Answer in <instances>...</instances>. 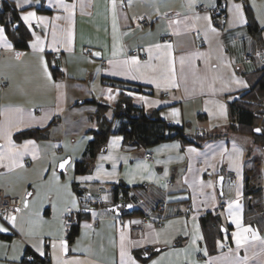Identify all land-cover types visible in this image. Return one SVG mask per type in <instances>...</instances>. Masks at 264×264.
Returning <instances> with one entry per match:
<instances>
[{"label": "crops", "instance_id": "crops-1", "mask_svg": "<svg viewBox=\"0 0 264 264\" xmlns=\"http://www.w3.org/2000/svg\"><path fill=\"white\" fill-rule=\"evenodd\" d=\"M10 1L19 9L20 17L31 11L37 16L47 17V21L33 20L31 27L24 22L31 33L27 49L15 48L6 34L12 48H6L0 41V145L7 144L4 135L8 121L14 123L19 115L10 110L16 108L23 110L24 123L11 129L12 141L17 145L26 140L35 141L20 160L23 168L11 166L7 159L3 161L0 189L7 196L22 197L25 189L33 190L30 184L36 183V175L50 168L54 160L69 155L73 164L67 177H97L84 183L75 181L76 187L74 183L72 185V191L82 206L85 197L95 200L87 207L97 215L93 217L86 213L80 220V225L87 222L92 225L91 229L79 226L70 241L65 234L69 252L62 258H79L85 264H109L113 255L118 253L119 231L128 225L125 231L133 242L128 247L139 264H152L153 260L159 264H191L192 261L196 264H264V226L259 229L244 222L243 180L240 182L239 214L245 226L251 225L257 231L259 239L253 240L248 234V243L237 249L232 238L236 227L228 214L229 203L237 199V172L229 154L235 158L234 143L242 150L239 162L243 177V168L247 164L246 150L251 146V138L237 131L231 122L228 105L236 92L252 85L255 80L252 73L264 55V46L256 45L253 49L244 4L248 2L251 5L255 20L263 26L264 0H196L194 8L189 6V0H115V13L112 0H63L64 4L75 5L71 21L69 12L60 6V0ZM200 5L204 8H199ZM235 5L242 6L240 14L246 23L239 22ZM216 7H222L224 14H215ZM142 14L151 20L143 29L134 23V19ZM196 15H210L217 32L208 31L206 22L196 20ZM0 27L3 26L0 24ZM69 30L72 32L70 45ZM197 30L203 34L202 45L194 43L193 32ZM33 32L41 37L42 52L31 47L35 39ZM262 37L264 44V32ZM164 43L173 46L175 87L170 85L171 71L168 72V80L160 78L161 61L155 58L158 53L153 46ZM85 46L89 47V54L83 51ZM149 49L152 50L151 61ZM132 50H137V53L133 54ZM97 52L99 56L93 55ZM17 53L22 54L19 59ZM199 53L203 55H197ZM250 54L256 55L257 61L249 58ZM181 56L185 57L183 64L180 63ZM40 57L48 64L51 83L44 77ZM131 57L138 58L139 66L124 63ZM149 62L157 66L156 72L144 67ZM229 64L231 67L226 66ZM52 66L58 69L56 77L51 72ZM233 73L236 79L245 81L247 87L234 83ZM152 78L160 84L159 88L156 83L149 82ZM108 79L122 81L123 84H139L150 92L121 90L110 85ZM53 84H62L63 87L55 88ZM109 89L114 99H109ZM121 91L130 95L132 101L147 113L157 111L168 123L180 125L186 134L205 132L202 145L173 138L149 147L128 146L122 142L121 134L111 133L105 148L93 158L89 171L76 174L74 161L82 155L89 138L88 130L93 126L88 115L96 109L94 103L84 101L97 99L112 106ZM219 104L225 105L226 116L220 115ZM174 110L179 115L174 116ZM28 112L33 119H29ZM107 113L108 116L112 114L110 109ZM31 127H45L47 133L39 138L14 137L18 131ZM114 139L118 143L109 147ZM225 148L228 151L221 157L220 152ZM145 153L151 156L146 158ZM101 156L106 159H101ZM48 173L50 179L51 170L45 173L46 176ZM57 173L61 175V182L67 179L63 170L57 169ZM219 177H223L222 182ZM209 181L213 184L211 188L207 186ZM121 188L128 190L123 198L119 197ZM45 191L42 187V198L35 200L29 209L6 214L17 216L15 226L5 219L6 215L0 218V226L7 229L0 232L13 233L9 240L0 238V264H37L23 258L26 248L41 256L33 247L37 239L24 236L21 229L27 231L28 214L36 211L51 222L44 225L43 231L58 228ZM117 203L121 205L115 212L112 206ZM126 203H130L138 213L131 214L125 208ZM208 212L218 216L221 229H227L212 243L205 237L200 222V217ZM141 215L147 216V220L143 222ZM134 220L141 223L130 224ZM155 220H160L161 224L156 225ZM149 224L152 228L148 227ZM137 225H141L140 231L134 230ZM197 229L203 239L197 240L193 246L191 241ZM85 231L86 236L82 235ZM154 232L161 233V241L167 239L170 243H153ZM143 247L155 250L144 261L133 254L134 249ZM73 248L80 250L73 252ZM196 248L199 250H194ZM43 251L47 260L44 264H55L47 238ZM56 254L61 255L58 250Z\"/></svg>", "mask_w": 264, "mask_h": 264}, {"label": "trees", "instance_id": "trees-1", "mask_svg": "<svg viewBox=\"0 0 264 264\" xmlns=\"http://www.w3.org/2000/svg\"><path fill=\"white\" fill-rule=\"evenodd\" d=\"M247 17V29L253 40V49L257 46L263 48L264 25L260 26L254 18L251 5L244 4ZM223 15L224 10L219 7V13ZM216 16V15H215ZM0 24L5 28V34L17 49H27L31 33L27 25L21 19L19 9L10 0H1ZM249 58L257 61L254 54L248 55ZM261 64H257V69L252 76L255 77L252 85L234 94L229 102L228 113L232 123L237 131L246 134L251 138V146L255 147L251 158H249L250 147L246 150L247 164L243 168V201L244 222L250 223L259 229L264 226V198H263V178H264V133H255L254 128L264 129V55L261 57ZM53 76H57L58 69L51 67ZM108 83L122 89L150 92L139 84L131 85L115 79H108ZM84 102H91L96 105L94 112L90 113L89 119L93 126L89 128V138L85 144L82 155L74 161V172L83 174L89 171L93 158L96 153L104 149L108 136L111 133H119L122 136V142L128 146L149 147L159 142L178 138L184 143H194L202 145V137L198 134H186L183 128L175 123H168L161 118L157 111L147 113L142 106L134 103L130 95L121 91L118 100L110 106L104 101L90 99ZM111 110V116L107 111ZM46 128H26L15 133L16 139L39 138L46 135ZM204 136V135H203ZM76 187V182H73ZM128 192L121 188L122 198ZM162 205V204H161ZM131 214L138 213L137 209H131ZM86 216V213L79 214L80 220ZM2 219V218H1ZM200 222L205 237L212 243L217 237H221L223 232L217 215L208 212L200 217ZM77 225L71 228L67 234V239L72 240L78 232ZM13 233L0 232V238L9 240ZM176 243H178L176 241ZM209 243V244H210ZM154 248L143 247L133 250V254L143 261L154 254ZM147 253V256H145ZM30 256L31 258H28ZM24 260L29 263L44 264L47 262L45 256H39L36 253L25 249Z\"/></svg>", "mask_w": 264, "mask_h": 264}, {"label": "snow or ice", "instance_id": "snow-or-ice-1", "mask_svg": "<svg viewBox=\"0 0 264 264\" xmlns=\"http://www.w3.org/2000/svg\"><path fill=\"white\" fill-rule=\"evenodd\" d=\"M196 0H189V6L193 7L195 6ZM19 6V5H18ZM60 6L67 12H69L68 19L71 21L72 19V10L75 8V5H68L64 4L63 0H60ZM235 10L237 14V18L241 24L246 23V20L244 17L240 14L241 5H235ZM112 9L113 13H115V0H112ZM179 15V14H177ZM61 17H56V19H60ZM21 19L25 23H29V27H31L30 22L33 20L38 21H47V17L37 16L35 12H27L25 15L21 17ZM114 19V28H115V16ZM143 19V17H141ZM196 20L203 19L206 22L207 30L216 33L217 29L213 26L212 18L210 15H204L201 17L200 15L195 16ZM172 23H179V21H172ZM34 36V41L31 44V47L34 50L43 51L42 46V40L39 35H36L35 32L32 33ZM53 37L55 38V32H53ZM72 40V32L69 30L68 32V43L71 44ZM0 41L4 42V46L8 49L12 48V44L7 42V37L5 36V28L0 27ZM157 50V56L156 59L161 61V64L159 66L160 73H161V79L168 80V72L171 71L172 73V79L170 81V85L175 87V72H174V58L172 55V44L170 43H164V44H156L153 46ZM151 49H149V60L152 59ZM17 59H19L21 53H17ZM95 56H99L100 53H93ZM197 55H203L202 53H199ZM185 60V57H180V63L183 64ZM40 67L43 70L44 77L47 81L50 83L52 82V76L48 72V64L44 60L43 57H40ZM125 64H131V65H137L139 66L140 62L137 57H131L130 60L125 61ZM227 67H231V65H226ZM144 67L151 70L152 72L157 71V66L151 64L150 62L147 63ZM136 77H133L135 79ZM233 82L237 85H243L247 87L245 81L236 79L235 73L232 74ZM151 83H156L157 87H160V84L157 82L155 78L150 79ZM55 88H61L63 87L62 84H53ZM111 93V89H109V94ZM115 97L111 94L109 95V99H114ZM218 108L220 110V115L226 116V109L224 104H219ZM14 113H18L19 115L16 117L15 122L13 123L12 120L8 121V129L5 132L4 138L7 141L6 146L0 145V167L4 166L3 161L5 159L10 161L11 166L13 167H20L23 168V163H20V160L22 159L24 153L29 150V146H34L35 141L34 140H26L23 144L17 145L12 141L11 138V129L13 127H18L20 124L24 123V113L22 109L16 108L10 110ZM174 116L179 115L178 111L173 112ZM27 116L29 119H33L31 112L27 113ZM47 118V116L45 117ZM179 122V121H177ZM256 133H264V129L256 128L254 129ZM118 143V140L114 139L110 142L109 147H113ZM178 147V145H177ZM189 151H195V149H189ZM227 149H222L220 152L221 157L227 153ZM233 154H235V158L233 159V155L229 154V160L231 161L232 166L234 167L235 171L237 172V199L235 201H232L228 205V214L231 218V223L235 225L236 231L232 233V238L235 240L237 249L244 246L249 241V235L251 234V239L256 240L259 239V236L257 234V231L251 227V225L245 226L242 221V217L239 214V210L241 208L239 197L242 195L240 191L241 184L240 182L243 180V177L241 175V164H240V157L243 155L242 150L236 147L235 143L233 144ZM33 157L35 158V153H33ZM101 159H106V157L101 156ZM73 164V158L72 156H66L60 158L58 161L54 160L52 164L50 165V168H46L43 170V172L39 175V184H30V187H32V191H28L25 189L24 194L22 197H20V202L22 204V207H15L13 211L15 213H21L24 210H27L30 208V206L33 204V202L41 197V188H45V196L47 198L48 205L51 207L53 212V220L58 224V228L55 231L49 230L47 232L43 231L45 224H50V221H47L44 219V217L41 215L40 211L36 212H30L28 214L27 218V231H24L21 229L22 234L24 236H27L29 238L35 237L37 239V243L33 245V247L36 248V250L39 252L41 256L45 255V252L43 251L44 245H45V239L47 238V242L50 244L51 248L53 249V259L55 260V264H85L84 261H81L79 258H72V259H64L63 256H66L69 252V246H68V240L65 238V234L68 229L72 228L74 225L81 226L83 229L88 230L92 228V225L85 222L82 225L79 224V214L80 213H91L93 217L97 215V213L87 207L86 202L82 206L80 199L77 198L76 194L72 191V185L74 181H79L81 183H84L86 181H91L93 179H96L97 177L93 176H68L67 179L63 182H61V175L57 173V169L63 170L64 173L68 171V169L72 168ZM49 170H51V178L49 179L44 173H47ZM100 167H97V172L99 173ZM167 174V173H165ZM220 181H223V177H220ZM209 188L213 187V184L211 181L208 182L207 185ZM222 194V193H221ZM88 197H85V201H87ZM104 199H107V197H104ZM15 203V201H14ZM235 206V207H234ZM131 207V205H129ZM111 211V209H109ZM5 219L9 220L13 226L17 223V216L13 214H8L5 216ZM141 221L134 220L130 221V224H140ZM114 226V225H113ZM149 228H152V225H148ZM128 228V225H124L120 231H119V247H118V253L114 254L111 260L109 261V264H139L138 260L132 255L128 245L132 244L133 242L129 239V236L125 229ZM222 231H227V229H221ZM0 231H7V229L0 226ZM82 235H87V232L85 231L82 233ZM185 235L187 233L185 232ZM161 233L160 232H154V239L153 243H164L168 244L170 243L169 240L165 239L161 241L160 239ZM203 239L201 235H199V230L197 229V234L193 237L191 244L193 246L196 245L197 240ZM79 243V241L77 242ZM115 244V242L113 241ZM219 243V242H218ZM138 246V245H137ZM219 246L223 247L222 244ZM57 250L60 252V256H57ZM80 249L73 248L71 251L75 252ZM194 250H199L198 248ZM157 252L160 251V249H156ZM206 254V253H205ZM145 256H147V253H145ZM247 259V257H245ZM152 264H159V261L153 260ZM191 264H196L195 261H192Z\"/></svg>", "mask_w": 264, "mask_h": 264}, {"label": "built area", "instance_id": "built-area-1", "mask_svg": "<svg viewBox=\"0 0 264 264\" xmlns=\"http://www.w3.org/2000/svg\"><path fill=\"white\" fill-rule=\"evenodd\" d=\"M199 8H204V6L200 5ZM214 12L219 13V8L216 7ZM141 17H143V19H141ZM134 23L137 27L143 29V28L149 26V24L151 23V20L147 15L142 14V15H140L134 19ZM193 39H194L195 45H202L204 43V37H203V34L201 33V31H198V30L194 31L193 32ZM83 51L86 54L90 53V49L87 46L83 47ZM132 53L136 54L137 50H132ZM165 94H167V93H165ZM205 134L206 133L203 131L198 132V135H200V136H203ZM150 156H151L150 153H145L146 158H149ZM119 197L122 198V194H119ZM14 201H15V203H14ZM85 202L87 205H90V204L94 203L95 200L87 199V201H85ZM20 204H21L20 197H18V196H7L0 189V218H3L9 212H14L13 209L15 207H19ZM160 207H163V205H160ZM140 219L144 222L147 220V216L141 215ZM155 224L160 225L161 224L160 220H155ZM141 229H142L141 225H137L136 227H134V230H136V231H140ZM70 231H71V228L67 230L66 234H68ZM28 258H31V257L28 256Z\"/></svg>", "mask_w": 264, "mask_h": 264}, {"label": "rangeland", "instance_id": "rangeland-1", "mask_svg": "<svg viewBox=\"0 0 264 264\" xmlns=\"http://www.w3.org/2000/svg\"><path fill=\"white\" fill-rule=\"evenodd\" d=\"M246 136H247V137H250V136H248V135H246ZM253 150L256 151L255 147L251 146V147H250V154H249V156H248L249 158H251V155L253 154ZM70 170H71V168H70ZM68 171H69V169H68ZM68 171H67L66 174H65L66 177H67V173H68ZM39 175H40V174H39ZM39 175H36L35 178H34V180H35V182H36L35 184H39V183H40V181H39ZM44 175H46V174L44 173ZM48 176H49V173H48L47 177H48ZM42 191H43V190H42ZM42 195H43V194H41V197H40V198H42ZM44 195H45V194H44Z\"/></svg>", "mask_w": 264, "mask_h": 264}, {"label": "water", "instance_id": "water-1", "mask_svg": "<svg viewBox=\"0 0 264 264\" xmlns=\"http://www.w3.org/2000/svg\"><path fill=\"white\" fill-rule=\"evenodd\" d=\"M256 128H258V127H256ZM256 128H254V129H256ZM253 129V130H254ZM255 132V131H254ZM256 133V132H255ZM258 134V133H257ZM219 180H220V177H219ZM221 182V181H220ZM121 205V203H117V204H114L113 206H112V209L115 211V212H118V206H120ZM129 205H131L130 203H126L125 204V208L127 209V210H129V211H131V209H132V205H131V207H129Z\"/></svg>", "mask_w": 264, "mask_h": 264}]
</instances>
